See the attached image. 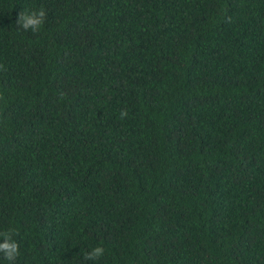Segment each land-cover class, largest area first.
Listing matches in <instances>:
<instances>
[{"label": "trees", "instance_id": "16d2710c", "mask_svg": "<svg viewBox=\"0 0 264 264\" xmlns=\"http://www.w3.org/2000/svg\"><path fill=\"white\" fill-rule=\"evenodd\" d=\"M0 65L14 264H264V0H0Z\"/></svg>", "mask_w": 264, "mask_h": 264}, {"label": "clouds", "instance_id": "9594fccd", "mask_svg": "<svg viewBox=\"0 0 264 264\" xmlns=\"http://www.w3.org/2000/svg\"><path fill=\"white\" fill-rule=\"evenodd\" d=\"M47 19V13L43 7L39 10L21 11L17 17V27L24 31H31L33 34L38 33ZM0 70H5L4 65H0ZM5 98L0 94V102H4ZM128 116L127 110H121L120 118L125 119ZM0 254L3 258L14 264L20 256L19 243L14 239L12 230L0 231ZM105 255V249L102 246H97L91 251L85 253V260L97 261Z\"/></svg>", "mask_w": 264, "mask_h": 264}]
</instances>
